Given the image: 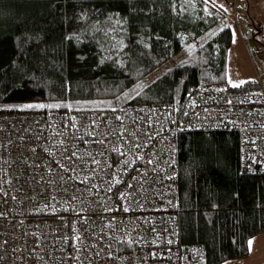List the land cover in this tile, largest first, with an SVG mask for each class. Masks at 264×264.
I'll use <instances>...</instances> for the list:
<instances>
[{"label":"trees","instance_id":"1","mask_svg":"<svg viewBox=\"0 0 264 264\" xmlns=\"http://www.w3.org/2000/svg\"><path fill=\"white\" fill-rule=\"evenodd\" d=\"M232 12L209 0H0V113L154 104L181 115L193 94L218 84L258 87L255 77L235 86L228 80L234 33L227 16L241 33ZM28 104L57 107H21ZM174 136L179 240L203 245L206 264L246 257L248 241L264 232V174L240 170L236 130L187 129Z\"/></svg>","mask_w":264,"mask_h":264},{"label":"built area","instance_id":"2","mask_svg":"<svg viewBox=\"0 0 264 264\" xmlns=\"http://www.w3.org/2000/svg\"><path fill=\"white\" fill-rule=\"evenodd\" d=\"M262 75L193 94L181 115L154 104L0 113V264H206L203 245L179 240L174 134L236 130L240 170L264 174Z\"/></svg>","mask_w":264,"mask_h":264},{"label":"rangeland","instance_id":"3","mask_svg":"<svg viewBox=\"0 0 264 264\" xmlns=\"http://www.w3.org/2000/svg\"><path fill=\"white\" fill-rule=\"evenodd\" d=\"M209 2L222 6L228 13L235 10L243 36H246L248 30L254 32L256 27L260 28L264 25V0H209ZM226 22L231 26L234 33V43L229 50L227 75L232 85H238L242 81L254 78L255 69L264 73V35H256L255 41L247 39L248 37L242 40L233 18L227 16ZM193 47L194 45L188 50L175 54L163 65L149 73L145 77V82L154 81L171 65L185 57L187 51ZM243 52L248 58L247 61Z\"/></svg>","mask_w":264,"mask_h":264},{"label":"crops","instance_id":"4","mask_svg":"<svg viewBox=\"0 0 264 264\" xmlns=\"http://www.w3.org/2000/svg\"><path fill=\"white\" fill-rule=\"evenodd\" d=\"M217 7H219L224 12H227L222 6L221 7L217 6ZM256 29H257V32L255 36L264 35V25L260 28L256 27ZM255 36L253 37L254 39L253 38H247V39H252L253 41H255ZM243 55H245V59L247 61L248 58L244 52H243ZM250 240H252L253 243L249 245V252L246 257L227 260L223 262L222 264H264V232L254 236Z\"/></svg>","mask_w":264,"mask_h":264},{"label":"snow or ice","instance_id":"5","mask_svg":"<svg viewBox=\"0 0 264 264\" xmlns=\"http://www.w3.org/2000/svg\"><path fill=\"white\" fill-rule=\"evenodd\" d=\"M241 83H243V82H241ZM21 107H24V108H44V107H57V105H43V104L34 105V104H28V105H23ZM252 243H253L252 240L248 241L249 245H251Z\"/></svg>","mask_w":264,"mask_h":264}]
</instances>
